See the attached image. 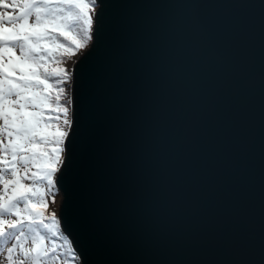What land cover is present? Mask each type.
<instances>
[{"label": "water", "instance_id": "1", "mask_svg": "<svg viewBox=\"0 0 264 264\" xmlns=\"http://www.w3.org/2000/svg\"><path fill=\"white\" fill-rule=\"evenodd\" d=\"M93 17L54 176L79 264H264V0Z\"/></svg>", "mask_w": 264, "mask_h": 264}, {"label": "snow or ice", "instance_id": "2", "mask_svg": "<svg viewBox=\"0 0 264 264\" xmlns=\"http://www.w3.org/2000/svg\"><path fill=\"white\" fill-rule=\"evenodd\" d=\"M95 4L96 0H0V135L7 138L0 148V237L14 241L0 264H41L49 249L39 226L58 235L45 222L40 184L46 182L47 192L58 190L54 176L66 154L71 97L60 86L67 81L65 69L49 70V64L59 63L58 55L71 52L73 44L83 47L93 38ZM45 109L63 114V129L45 131L53 122L43 120ZM41 142L56 147L49 152L38 148ZM32 168L37 171L29 176ZM30 179L32 184L24 183ZM66 242L71 243L67 238ZM70 255L73 261L78 258L74 249Z\"/></svg>", "mask_w": 264, "mask_h": 264}, {"label": "rangeland", "instance_id": "3", "mask_svg": "<svg viewBox=\"0 0 264 264\" xmlns=\"http://www.w3.org/2000/svg\"><path fill=\"white\" fill-rule=\"evenodd\" d=\"M8 2H11V0H8ZM94 9V8H93ZM9 11L11 12L12 10L9 9ZM83 49V48H82ZM78 50L75 53H73L72 55L66 57V59L64 60H58L59 63H50L49 64V70H51L52 68H56V67H62L65 69V74L69 75V79L66 81V83L64 84V88H66L67 94L70 95V91H69V82H70V72H71V68L70 66L72 65V61L74 60V58L76 57V55L82 50ZM71 62V65H69V63ZM70 106H69V111H68V117L70 120ZM49 118L48 114L45 113L43 115V118ZM58 125L61 129L64 128L63 125V118H58L56 120V122L53 124L52 126V132H55L54 130V126ZM0 127H2V121H0ZM0 148L3 147V144L7 143V138L3 135H0ZM3 153L0 152V156H2ZM33 171H37V169L32 168L30 169V172L28 173V175H31V172ZM22 175L24 174L23 172L21 173ZM24 183L26 184H32V180H28V181H24ZM46 182H41L40 186H41V193L44 195V205H43V212H44V217H45V222L48 223L52 228L53 227H58V221H57V217H56V209H57V190L55 191V193H51V192H47L46 188H45ZM3 186L0 185V194H3ZM50 232H46V234L44 235L46 237L45 240V247H47L49 249V255L47 257H43L41 260V264H79L78 260L76 259L75 261H73L71 259V255H70V251L69 249L70 247V243L66 242V237L62 235V240L59 241V239H57L56 237H52V235H49ZM68 241V240H67ZM12 243H14L13 240H9L7 239V237H0V261H6V256H7V248L10 247L12 245ZM53 246H55V251H53ZM62 250H67L68 252L66 253V255H70V260H72V262H67L66 260H64V253H60V251ZM15 258V257H14Z\"/></svg>", "mask_w": 264, "mask_h": 264}, {"label": "trees", "instance_id": "4", "mask_svg": "<svg viewBox=\"0 0 264 264\" xmlns=\"http://www.w3.org/2000/svg\"><path fill=\"white\" fill-rule=\"evenodd\" d=\"M88 2L89 3H91V0H88ZM92 12H93V9H91V14H92ZM62 42H64V43H67L66 41H63V37H60L59 38ZM90 42V40L87 42V44L86 45H88V43ZM86 45L85 46H83V47H77L76 45H72L71 46V52H69V53H65L63 56H59L58 55V57H57V59L58 60H64V59H66V57H68V56H70V55H72L73 53H75L76 51H78V50H80V49H82V48H85L86 47ZM63 75H65L66 77H67V80L69 79V75L68 74H63ZM52 79H56L55 77H53ZM61 87H64V84H62V85H60ZM54 91H55V89H54ZM61 103H64V101L62 100L61 101ZM45 113H47L48 114V116H49V118L47 117V118H43V120H45V121H53L52 123H51V126L50 127H48V128H46L45 129V131L47 132V133H53L52 132V126H53V124L56 122V120L58 119V118H63V114H61V113H48V110L47 109H45ZM57 128H60L58 125H55L54 126V130L56 131V129ZM54 147H56L54 144H47V145H45L43 142H41V144L40 145H38V148H41V149H47V151H51ZM39 229H40V231L42 232V234L43 235H45L46 234V232H48V230L47 229H44L42 226H39ZM53 229V231H55L58 235L56 236V238L57 239H59V241H61L62 240V235L63 234H61L60 233V231L57 229V227H53L52 228ZM49 235H52L51 233L49 234ZM53 237V236H52ZM69 251H70V249H69ZM68 251L67 250H62V251H60V253H64L65 254V256H64V260H66L67 262L69 261V262H72V260H70V258H68V257H70V255H66V253H67Z\"/></svg>", "mask_w": 264, "mask_h": 264}, {"label": "bare ground", "instance_id": "5", "mask_svg": "<svg viewBox=\"0 0 264 264\" xmlns=\"http://www.w3.org/2000/svg\"><path fill=\"white\" fill-rule=\"evenodd\" d=\"M69 65H71V62L69 63ZM57 194H58V196H57V202H56V205H58V203H59V199H60V195H59V191L57 190ZM59 231H60V229H58ZM61 232V231H60Z\"/></svg>", "mask_w": 264, "mask_h": 264}]
</instances>
